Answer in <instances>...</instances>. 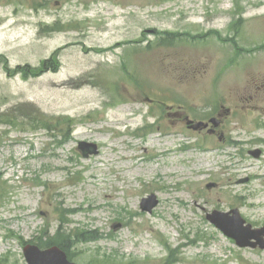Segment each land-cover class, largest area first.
<instances>
[{
  "label": "rangeland",
  "instance_id": "rangeland-1",
  "mask_svg": "<svg viewBox=\"0 0 264 264\" xmlns=\"http://www.w3.org/2000/svg\"><path fill=\"white\" fill-rule=\"evenodd\" d=\"M234 208L264 226V0H0V264L58 226L76 264H264Z\"/></svg>",
  "mask_w": 264,
  "mask_h": 264
},
{
  "label": "water",
  "instance_id": "water-1",
  "mask_svg": "<svg viewBox=\"0 0 264 264\" xmlns=\"http://www.w3.org/2000/svg\"><path fill=\"white\" fill-rule=\"evenodd\" d=\"M217 126L215 121H211ZM202 126L198 123L192 126L196 130ZM91 148L88 153H96V147L93 145L80 144L79 148ZM255 157L258 152L253 153ZM210 187V186H208ZM151 200H153L151 202ZM156 201L151 196L148 199H143L141 202V209L150 212L155 206ZM221 218H226L227 223H222ZM207 219L216 226L224 235L234 239L236 245L240 248H256L264 250V227L261 229H252L250 225H245L244 220L240 217L237 210H233L227 214L213 213L208 215ZM23 255L27 264H71L66 260L65 255L56 248L47 250H39L36 246L28 245L23 249Z\"/></svg>",
  "mask_w": 264,
  "mask_h": 264
},
{
  "label": "trees",
  "instance_id": "trees-1",
  "mask_svg": "<svg viewBox=\"0 0 264 264\" xmlns=\"http://www.w3.org/2000/svg\"><path fill=\"white\" fill-rule=\"evenodd\" d=\"M47 66V70L48 71H56L57 69V61L55 60V62L52 64H50V61L46 60V61H43L40 66L38 68H35L34 70H37L39 68H44ZM44 73V71L40 70L39 69V73ZM36 75H39L38 73L37 74H34L33 76H36ZM37 122L40 124V125H43V121H38ZM42 127H46L48 128V125L47 126H42ZM50 129V128H49ZM77 238V239H73L72 237ZM74 236H71V235H68L67 233L64 232L62 226H59L58 229H56V231L50 235H46L43 240H40L39 242H37V246L39 248H50V247H57L59 248L60 250L64 251L67 255V258L70 260L71 259V255H70V248L75 244L77 243L78 241H81L82 239H86V238H82L78 235H74Z\"/></svg>",
  "mask_w": 264,
  "mask_h": 264
},
{
  "label": "flooded vegetation",
  "instance_id": "flooded-vegetation-1",
  "mask_svg": "<svg viewBox=\"0 0 264 264\" xmlns=\"http://www.w3.org/2000/svg\"><path fill=\"white\" fill-rule=\"evenodd\" d=\"M207 130H208L209 132H211L212 134H214V133L216 132V131H212V130L210 129V127H208Z\"/></svg>",
  "mask_w": 264,
  "mask_h": 264
},
{
  "label": "bare ground",
  "instance_id": "bare-ground-1",
  "mask_svg": "<svg viewBox=\"0 0 264 264\" xmlns=\"http://www.w3.org/2000/svg\"><path fill=\"white\" fill-rule=\"evenodd\" d=\"M101 52H104V51H100V52H98V53H101Z\"/></svg>",
  "mask_w": 264,
  "mask_h": 264
}]
</instances>
